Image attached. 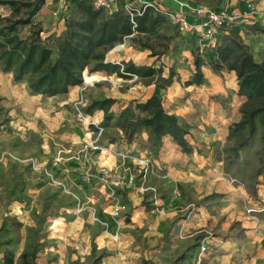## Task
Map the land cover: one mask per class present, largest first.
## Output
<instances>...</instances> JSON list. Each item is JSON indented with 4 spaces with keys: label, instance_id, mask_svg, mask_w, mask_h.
I'll use <instances>...</instances> for the list:
<instances>
[{
    "label": "rangeland",
    "instance_id": "obj_1",
    "mask_svg": "<svg viewBox=\"0 0 264 264\" xmlns=\"http://www.w3.org/2000/svg\"><path fill=\"white\" fill-rule=\"evenodd\" d=\"M249 1L257 6L261 0L148 2L160 17L153 31L135 33L106 56L113 64L163 65L164 78L173 69V83L165 90L116 74H107L111 82L92 84L85 78L101 72L86 70L78 90L46 98L30 92L26 80L15 83L0 64V264L5 256L13 264H186L201 247L206 249L202 264H264V229L245 233L240 220H264V177L252 196L224 173L228 122L214 121L227 115L236 120L243 103L224 68L204 67L200 84H187L194 79L195 57L212 62L213 48L180 35L176 27L177 17L190 16L195 7ZM70 2L44 0L32 26H19L18 36L25 39L41 29L39 37L55 58L54 41L72 15ZM24 11L0 5V27ZM246 31L263 32L255 26ZM150 95L192 124L190 168L183 166L188 154L173 145L166 152L153 148L143 130L131 142L138 151L119 148L125 144L115 126L120 110ZM106 98L115 100L114 119L103 128L102 113L87 115L85 109ZM204 134L213 139L205 140ZM142 157L150 160L145 171L138 161ZM103 170L109 177L102 176ZM116 205L122 210L115 215Z\"/></svg>",
    "mask_w": 264,
    "mask_h": 264
},
{
    "label": "trees",
    "instance_id": "obj_2",
    "mask_svg": "<svg viewBox=\"0 0 264 264\" xmlns=\"http://www.w3.org/2000/svg\"><path fill=\"white\" fill-rule=\"evenodd\" d=\"M120 2L123 4L118 6ZM0 5H9L16 13L25 8L23 17L5 19L6 24L0 27V64L3 72L12 74L15 83L26 80L34 95L52 98L67 94L70 88L82 85L86 70L116 74L122 79L136 76L146 85H154L160 90L173 83V69L170 68L164 78L163 65L154 68L137 67L133 62H105L106 54L123 44L125 39L135 33L153 31L160 17L153 15L151 7L134 17V27L124 11L123 0H118L110 11L96 8L93 0H71L72 15L65 20L61 38L54 41L57 54L53 58V48L39 37L41 29L25 39L20 38L17 32L19 26H32L31 20L43 7L44 0L25 3L0 0ZM210 53L215 55L212 62H206L200 55L195 57L194 79L187 84H200L204 67L212 70L224 68L235 73L238 95L243 98V104L240 120L227 129L228 145L222 150L221 161L224 173L255 196L258 180L264 177V60L255 62L241 38L233 32L222 37ZM114 105L115 100L111 98L96 100L85 109V113L101 112V126L106 128L114 119ZM115 126L127 144L143 130L155 149L161 147L164 137H170L183 154H189L192 149L186 138L187 131L174 114L164 109L157 95L122 108ZM4 264H13V260L5 256Z\"/></svg>",
    "mask_w": 264,
    "mask_h": 264
},
{
    "label": "built area",
    "instance_id": "obj_3",
    "mask_svg": "<svg viewBox=\"0 0 264 264\" xmlns=\"http://www.w3.org/2000/svg\"><path fill=\"white\" fill-rule=\"evenodd\" d=\"M117 1L118 0H93V3L96 8H103L110 11L115 8ZM123 1L124 11L135 27L134 17L141 15L147 7H150V4L141 0ZM137 3H139V7H134L133 4ZM190 16L191 20H188V16L177 17L176 27L178 33L183 36L196 35L200 41L211 45H216L222 37L232 33V29L238 27V25H246L250 23H262L264 25V9H258L257 6L250 1L244 4V10L238 6H231L228 4L216 8L195 7L191 11ZM82 113L80 114L82 120H86L87 116ZM138 161L139 164L144 167V171L150 165V160L146 157H142ZM102 176L109 177V172L103 170ZM111 183H114V181L111 180ZM116 184H119V182H116ZM121 210L122 207L119 205H116L113 208L115 215ZM248 212H254V210L251 209ZM205 252V247H201L198 254L193 256L186 264H202V255Z\"/></svg>",
    "mask_w": 264,
    "mask_h": 264
},
{
    "label": "crops",
    "instance_id": "obj_4",
    "mask_svg": "<svg viewBox=\"0 0 264 264\" xmlns=\"http://www.w3.org/2000/svg\"><path fill=\"white\" fill-rule=\"evenodd\" d=\"M141 1H144V2L148 3V2H152L153 0H141ZM244 4L245 3H242L241 5H238V7H240L242 10H244ZM257 8L258 9H264V0H261L259 2V4L257 5ZM188 20H191V16H188ZM254 26L257 27L260 31H263V32H259L258 34H254L252 32L249 33V32L246 31L247 28H251V27H254ZM232 32L236 33L241 38L242 43L248 49V51L252 55V57H253L255 62H261V61L264 60V25L262 23H253V24L250 23V24H246L244 26L240 25V26L235 27L234 29H232ZM191 38H193L192 41L197 40V41L200 42L199 38L196 35L191 36ZM210 46H211V48H213L215 46V44L214 45L210 44ZM209 55L211 56V60L214 61L215 60V55L212 54V53H210ZM105 62L114 63L112 61V58L109 59V56L105 57ZM229 73H230L229 76L233 77V79H234V91L238 95V87H237L235 73L234 72H229ZM108 76L109 75L101 72V73H98L96 75V77H91V78L86 77L85 80H90L88 82H91L92 84H95V83H98V82H105V81L111 82L110 79L108 78ZM83 81H84V79H83ZM85 84H87L86 81H85ZM81 86L82 85L76 86V87H72V88L69 89V91L70 90H72V91L78 90ZM150 96H153V95H150ZM150 96L146 97L145 99L149 98ZM238 97L241 100L240 103L242 104L243 103V98L240 97L239 95H238ZM141 101H143V100H141ZM169 113L174 114L177 117L179 124L181 126H183L184 129L187 131V137H186L187 141L189 142V144H192V142L190 141V138H191L190 134L196 133L194 131V129H192L193 128L192 124L190 125L187 120L183 119V118H185V116L180 111H171ZM200 118H198L199 123H204V122L208 123L209 122L208 119H210L211 116H209L208 119H202V121H200L201 120ZM215 118H216V120H214L215 122H217L218 119H220L222 122H226L227 121L228 122V127H229V125L237 123L240 120V114H238V117L236 118V120H233L231 118V116L229 117V115H227L226 117L220 116L219 118H217V116H216ZM186 123L189 124V126H187ZM202 136H204L203 138H205V140H208L209 142L211 141V139H213L212 137H210L209 139H206L207 138L206 134H204ZM224 136L227 137V133H225ZM171 145H173L174 148H177V146L174 145V143L172 142L170 137H164L162 139L161 149L164 152L168 151V148ZM119 148L121 150L129 148L130 150L138 151V149L136 147V144H133V143L121 144L119 146ZM140 151H141V153H145L146 152V150L143 149V148H141ZM212 154H213V152H212ZM184 155L186 156V154H184ZM188 155L190 156V159H186V161L184 162V165H183L184 168H188V167L190 168L191 167V166H187V164L192 161V156L190 154H188ZM210 158H211V152H210ZM222 166H223V163L221 164V168H222ZM164 167L169 168V166H164ZM260 210H263V209H260ZM253 218L254 217H246V218L244 217V218L240 219V220H242L241 221L242 222L241 227L245 230V233H250V231L254 230L255 228H263L264 229V220L260 219V220H256L257 222H250V220L253 219Z\"/></svg>",
    "mask_w": 264,
    "mask_h": 264
}]
</instances>
